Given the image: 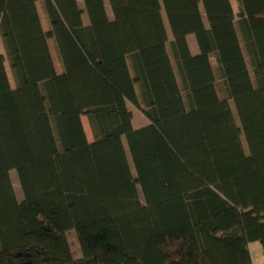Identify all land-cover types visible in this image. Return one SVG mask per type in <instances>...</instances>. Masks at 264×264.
<instances>
[{
    "label": "trees",
    "instance_id": "trees-1",
    "mask_svg": "<svg viewBox=\"0 0 264 264\" xmlns=\"http://www.w3.org/2000/svg\"><path fill=\"white\" fill-rule=\"evenodd\" d=\"M236 1L0 0V264L264 256V0Z\"/></svg>",
    "mask_w": 264,
    "mask_h": 264
},
{
    "label": "rangeland",
    "instance_id": "rangeland-1",
    "mask_svg": "<svg viewBox=\"0 0 264 264\" xmlns=\"http://www.w3.org/2000/svg\"><path fill=\"white\" fill-rule=\"evenodd\" d=\"M104 1H105L107 15L111 19L112 15H111L110 8H109L106 0H104ZM231 3H232V7H233V10H234V13L237 14L238 13L237 1L236 0H231ZM79 5L82 8V4H81L80 0H79ZM35 6H36L37 14H38V17H39V20H40L42 31H43L44 34H46L49 31V24H48L46 15H45L44 10H43V5H42L41 2H38V3H36ZM83 23L84 24L88 23L86 15H83ZM168 35H169V38H170V33ZM189 43H190V48L194 50V45L196 46V41H195L194 36H191V39H190ZM47 45H48L49 53H50V56H51V60L53 62V66H54L55 72L57 74H60L61 73V65H60V62H59V57H58V54H57V51H56V47H55L54 41L52 39H47ZM0 52L2 53V55L5 58V69H6V73H7V76H8V80H9L10 86H11L12 89H14V87H15L14 79H13L12 73L10 71V67H9V64H8V61H7V56H6V53L4 51L1 39H0ZM216 90H217L218 96L221 99H227L226 90L224 88V85H223V83H222V81L220 79V75H219L218 72H216ZM230 105H231V109H232V111H233V113L235 115L234 107H233V105L231 103H230ZM127 106H128V110L132 113V124H133V127L135 129H139V128L143 127V126L148 125V121L141 114L140 111L135 109L130 104H128ZM235 118H236V115H235ZM81 121H82L83 129H84V132H85V135H86V139H87V141L89 143H91L93 141V139H92V135H91V132H90V128H89L88 123H87V119L85 117H82ZM127 156H128L129 162H130V158H129L128 153H127ZM9 175H10V179L12 181V185H14L13 189H14L16 198H17L18 202H21L23 200V196H22V193H21V190H20V187H19V183H18V179H17L15 171H11L9 173ZM139 199L142 201V195H141L140 191H139ZM68 241H69L72 253L74 255L78 254L80 252V250H79V247L77 245L75 234H74L73 231H71L68 234Z\"/></svg>",
    "mask_w": 264,
    "mask_h": 264
},
{
    "label": "crops",
    "instance_id": "crops-1",
    "mask_svg": "<svg viewBox=\"0 0 264 264\" xmlns=\"http://www.w3.org/2000/svg\"><path fill=\"white\" fill-rule=\"evenodd\" d=\"M230 2H231V0H230ZM231 5H232V3H231ZM190 39H191V36H188L187 42H188L189 50H190L191 54L194 56V55H197L199 53V50H198L197 44H196V46L194 45V50L190 48V43H189ZM68 234H67V238H68ZM249 252L251 255L252 264H264L263 249H262V246L260 245L259 242L250 243L249 244ZM74 257L76 259L81 258L80 252L78 254H75Z\"/></svg>",
    "mask_w": 264,
    "mask_h": 264
},
{
    "label": "bare ground",
    "instance_id": "bare-ground-1",
    "mask_svg": "<svg viewBox=\"0 0 264 264\" xmlns=\"http://www.w3.org/2000/svg\"><path fill=\"white\" fill-rule=\"evenodd\" d=\"M14 186V185H13Z\"/></svg>",
    "mask_w": 264,
    "mask_h": 264
}]
</instances>
